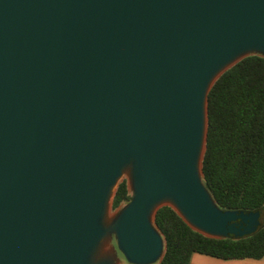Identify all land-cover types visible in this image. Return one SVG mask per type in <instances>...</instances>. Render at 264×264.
Instances as JSON below:
<instances>
[{"label":"water","instance_id":"water-1","mask_svg":"<svg viewBox=\"0 0 264 264\" xmlns=\"http://www.w3.org/2000/svg\"><path fill=\"white\" fill-rule=\"evenodd\" d=\"M253 55L264 0H0V264H158L165 206L256 233L203 182L209 93Z\"/></svg>","mask_w":264,"mask_h":264},{"label":"trees","instance_id":"trees-1","mask_svg":"<svg viewBox=\"0 0 264 264\" xmlns=\"http://www.w3.org/2000/svg\"><path fill=\"white\" fill-rule=\"evenodd\" d=\"M208 117L203 182L224 211L261 210V227L240 239L208 238L171 207H162L155 224L165 239L166 252L158 264H191L196 253L226 260L264 257V57L249 56L217 80L209 93ZM131 200L123 179L113 210Z\"/></svg>","mask_w":264,"mask_h":264},{"label":"crops","instance_id":"crops-1","mask_svg":"<svg viewBox=\"0 0 264 264\" xmlns=\"http://www.w3.org/2000/svg\"><path fill=\"white\" fill-rule=\"evenodd\" d=\"M191 264H264V257L261 259H220L202 254H193Z\"/></svg>","mask_w":264,"mask_h":264},{"label":"rangeland","instance_id":"rangeland-1","mask_svg":"<svg viewBox=\"0 0 264 264\" xmlns=\"http://www.w3.org/2000/svg\"><path fill=\"white\" fill-rule=\"evenodd\" d=\"M120 208H122V207H120ZM114 213V211H112V213L111 214H113ZM113 243H115V241L113 242ZM124 261V260H123Z\"/></svg>","mask_w":264,"mask_h":264}]
</instances>
